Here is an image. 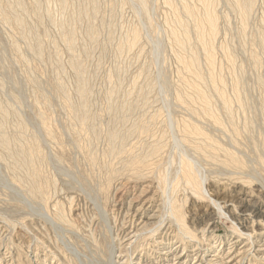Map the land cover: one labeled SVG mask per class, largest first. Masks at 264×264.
Listing matches in <instances>:
<instances>
[{
	"label": "rangeland",
	"instance_id": "obj_1",
	"mask_svg": "<svg viewBox=\"0 0 264 264\" xmlns=\"http://www.w3.org/2000/svg\"><path fill=\"white\" fill-rule=\"evenodd\" d=\"M0 264H264V0H0Z\"/></svg>",
	"mask_w": 264,
	"mask_h": 264
},
{
	"label": "bare ground",
	"instance_id": "obj_2",
	"mask_svg": "<svg viewBox=\"0 0 264 264\" xmlns=\"http://www.w3.org/2000/svg\"><path fill=\"white\" fill-rule=\"evenodd\" d=\"M205 1H206V0H205ZM210 1H211V0H210ZM237 1H239V0H237ZM242 1H243V0H242ZM215 2H216V0H215ZM204 3H205V2H204ZM209 3H210V2H209ZM237 3H238V2H237ZM248 3H249V2H248ZM252 3H253V2H252ZM206 4H207V2H206ZM210 4H211V3H210ZM214 4H215V3H214ZM243 4H244V3H243ZM243 4H242V5H243ZM249 4H250V3H249ZM249 4H248V5H249ZM238 5H239V4H238ZM238 5H236V6H238ZM208 6H209V4H208ZM249 6H250V5H249ZM243 7H245V5H243ZM186 8H187V7H186ZM248 8H249V7H248ZM208 9H209V8H208ZM212 9H213V8H212ZM243 9H244V8H243ZM186 10H187V13H189L190 15H191V14H194V11H191V10H189L188 8H187ZM213 10H214V9H213ZM209 11H210V10H209ZM246 11H247V10H246ZM248 11H249V9H248ZM205 12H206V11H205ZM213 13H214V12H213ZM213 13H212V14L209 13L208 16H207V14H208V13H207V14H206L207 19L205 20V21L207 22L208 26L212 29V31L210 30L211 33H212V36H213V34L215 33V31L217 30L216 27H215V25H216V15L213 14ZM194 15H195V14H194ZM247 15H248V14H247ZM203 17H204V16H203ZM196 20H197V17H196ZM217 20H218V19H217ZM200 22H201V21H200ZM200 22H199V23H200ZM201 23H202V22H201ZM203 23H205V22H203ZM196 24H197V23H196ZM197 25H198V24H197ZM201 26H202V25H201ZM186 27H187V26H186ZM182 28H183V27H182ZM195 29H198V26H197V28L195 27ZM205 29H206V28H205ZM205 29L203 30V28H202L203 31H205ZM185 30L188 31L187 28H186ZM199 30H200V29H199ZM186 31H185V32H186ZM197 31H198V30H197ZM203 31H202V32H203ZM202 32H201V33H202ZM198 33H199V32H198ZM217 34H218V31H217ZM201 35H202V34H201ZM209 36H210V35H209ZM185 38L187 39V37H185ZM202 38H203V37H202ZM209 38H210V37H209ZM214 38H215V37H214ZM214 38H213V39H214ZM176 40H177V39H176ZM182 40H183V39H182ZM201 40H202V39H201ZM201 40H200V41H201ZM203 40H205V39H203ZM187 41H188V40H187ZM211 41H212V40H211ZM214 41H215V40H214ZM202 42H204V41H202ZM183 43H184V42H183ZM189 43H190V42H189ZM189 43H188V44H189ZM199 43H200V42H199ZM210 43H211V42H210ZM178 44H179V43H178ZM184 44H185V43H184ZM201 44H202V43H201ZM204 45H205V44H204ZM211 45H212V44H211ZM181 46H183V45H181ZM205 46H206V45H205ZM212 47H213V46H212ZM206 49H208V48H206ZM206 51H207V50H206ZM205 53H206V52H205ZM193 55H194V54H193ZM208 55H209V54H208ZM194 57H196V56H194ZM210 57H211V56H210ZM210 57H209V58H210ZM180 58H181V57H180ZM211 58H212V57H211ZM190 59H191V58H190ZM195 60H198V59L195 58ZM195 60H194V61H195ZM213 60H214V59H213ZM213 60H212V61H213ZM181 61H182V59H181ZM188 62H189V61H188ZM209 62H210V61H209ZM192 64H194V63H192ZM192 64H191V65H192ZM188 65H189V64H188ZM191 65H190V66H191ZM194 65H195V64H194ZM215 66H216V65H215ZM191 67H192V66H191ZM195 67H196V66H195ZM192 68H193V67H192ZM188 69H189V68H188ZM196 69H197V68H196ZM200 70H201V69H200ZM194 72H195V71H194ZM211 72H212V71H211ZM211 72H209V73L211 74ZM198 75H199V74H197V76H198ZM211 77H213L212 74H211ZM201 79H202V78H201ZM211 79H212V78H211ZM198 80H200V78H199ZM196 85H197V84H196ZM189 86H190V85H189ZM195 88H196V87H195ZM195 90H196V89H195ZM190 91H191V90H190ZM196 91H197V90H196ZM204 91H205V90H204ZM191 92H192V91H191ZM198 93H199V91H198ZM200 93H201V92H200ZM213 93H214V92H213ZM207 94H208V93H207ZM217 95H218V94H217ZM225 95H226V94H225ZM224 98H225V97H224ZM179 99H180V98H179ZM238 99H239V98H238ZM221 101H222V100H221ZM223 102H224V100H223ZM241 102H242V101H241ZM192 103H193V102H192ZM204 103H206V105H207L206 100L204 101ZM242 103H243V102H242ZM195 105H197V104H195ZM203 105H205V104H203ZM230 105H231V104H230ZM223 106H224V105H223ZM226 106H227V105H226ZM229 107H230V106H229ZM231 107H232V105H231ZM210 108H211V107H210ZM205 110H206V108H205ZM209 111H210V110H209ZM217 111H219V110H217ZM226 111H227V110H226ZM230 111H231V109H230ZM215 112H216V110H215ZM227 112H228V111H227ZM196 113H197V111H196ZM210 114H211V113H210ZM226 114H227V113H226ZM197 115H198V114H197ZM202 115H203V114H202ZM213 115H214V114H213ZM198 116H199V115H198ZM230 116H231V115H230ZM204 117H205V116H204ZM206 117H207V116H206ZM210 117L213 118V116H210ZM232 118H233V117H232ZM186 120H188V119H186ZM214 121H215V119H214ZM216 121H217V119H216ZM217 122H219V119H218ZM184 123H186V122H184ZM213 123H215V122H213ZM193 126H194V125H193ZM187 127H189V125H188V126L186 125L185 128H187ZM195 127H198V126H195ZM198 128H199V127H198ZM190 129H193V128H190ZM223 129H224V128H223ZM188 130H189V129H188ZM197 130H198V129H197ZM184 131H186V130H184ZM190 131H191V130H190ZM193 131H194V130H193ZM191 132H192V131H191ZM184 133H186V132H184ZM187 133H188V132H187ZM192 133H194V132H192ZM189 134H190V133H189ZM197 134H198V133H197ZM197 134H195V135H197ZM191 135H192V134H191ZM193 135H194V134H193ZM187 136H188V135H187ZM187 136H186V138H187ZM197 136H198V135H197ZM203 136H204V135H203ZM203 136H202V137H203ZM205 136H207V135L205 134ZM231 136H232V135H231ZM192 137H193V136H192ZM197 138H200V136L197 137ZM197 138H196V139H197ZM210 138H211V137H210ZM210 138H209V139H210ZM217 138H218V137H217ZM217 138H216V139H217ZM237 138H238V137H237ZM211 139H212V138H211ZM232 139H233V138H232ZM187 140H190V139L187 138ZM202 140H203V138H202ZM233 140H234V139H233ZM1 141H2V140H1ZM198 141H200V140H198ZM235 141H236V140H235ZM3 142H4V141H3ZM3 142H2V143H3ZM191 142H192V141H191ZM196 142H197V140H196ZM206 142H207V141H206ZM210 142H212V141L210 140ZM210 142H208V143H210ZM213 143H214V142H213ZM202 144H203V143H202ZM195 145H196V144H195ZM158 146H159V145H158ZM158 146H157V147H158ZM202 146H203V145H200L201 148H203ZM214 146H215V145H214ZM216 146L219 147V145H216ZM157 147H156V148H157ZM205 147H207V146H205ZM5 148H7V147L5 146ZM195 148L198 149V147H195ZM208 148H209V147H208ZM216 148H217V147H216ZM216 148H215V150H216ZM223 148H224V147H223ZM225 148H226V147H225ZM199 149H200V148H199ZM153 150H154V149H153ZM157 150H158V149H157ZM200 150H201V152H202V150H204V149H200ZM227 151H228V150H227ZM213 152H214V151H213ZM21 153H22V152H21ZM21 153H20L19 155H21ZM17 155H18V154H17ZM17 155H16V156H17ZM233 156H234V155H233ZM23 160H24V159H23ZM231 160H232V159H231ZM237 160H238V158H237ZM237 160H236V161H237ZM23 162H24V161H23ZM188 162H189V161H188ZM237 162H238V161H237ZM182 164H183V162H182ZM186 164H187V163H186ZM190 164H191V163H190ZM190 164H189V165L187 164V169H186V170L189 171V173H190V178H189V179H191L192 181H193V180H194V181H197L198 179H196V174H195L196 172L194 173L193 171H191ZM191 165H192V164H191ZM194 171H195V170H194ZM184 174H185V173H184ZM186 174H187V173H186ZM193 174H195V177H194ZM188 177H189V176H188ZM189 179H187V180H189ZM187 180H186V181H187ZM191 180H190V181H191ZM190 181H189V182H190ZM187 182H188V181H187ZM187 182H186V183H187ZM198 182H199V181H198ZM198 182L195 183V187H196V186L198 187V186L200 185V184H198ZM190 183H191V182H190ZM190 183H187V184H190ZM192 183H194V182H192ZM192 185H193V184H192ZM200 186H201V185H200ZM200 186H199L198 188H200ZM175 187H176V186H175ZM201 188H202V187H201ZM193 189H194V188H193ZM35 190H36V189H35ZM174 190H175V189H174ZM191 190H192V188H191ZM36 191H37V190H36ZM197 191H198V189H197ZM199 191H200V190H199ZM39 192H40V191H39ZM192 192L195 193V192H196V189H195V192H194V191H192ZM201 192H202V190H201ZM176 193H177V191H176ZM195 194H196V193H195ZM201 194H202V193H201ZM201 194L199 193V194H197V195H201ZM171 199H172V198H171ZM169 200H170V199H169ZM171 201H172V200H171ZM176 201H177V200H176ZM172 202H173V201H172ZM172 202H170V203L172 204ZM173 204H174V203H173ZM168 205H169V204H168ZM175 205H176V204H175ZM175 205H174V206H175ZM168 207H170V205H169ZM171 209H172V206L170 207V210H171ZM175 209H176V208H175ZM173 210H174V209H173ZM173 210H172V211H173ZM172 211H171V212H172ZM179 211H180V210H179ZM177 212H178V211H177ZM172 213H173V212H172ZM178 213H179V212H178ZM173 214H174V213H173ZM180 216H182V215H180ZM180 216H179V217H180ZM176 217H177V216H176ZM173 219H174V218H173ZM177 219H178V218H177ZM181 219H182V218H181ZM175 221H176V218H175ZM177 221H178V220H177ZM178 222H179V221H178ZM178 222H177V223H178ZM179 223H180V222H179ZM179 223H178V224H179ZM181 224H182V222H181ZM179 225H180V224H179ZM180 226H181V225H180ZM183 226H184V223H183ZM180 230H181V229H180ZM189 230H190V229H189ZM181 231H183V230H181ZM190 231H191V230H190ZM190 233H191V232H190ZM188 234H189V233H188Z\"/></svg>",
	"mask_w": 264,
	"mask_h": 264
}]
</instances>
